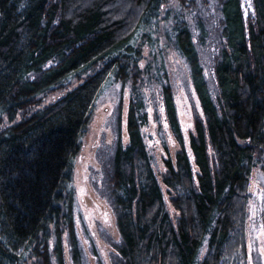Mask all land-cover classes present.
<instances>
[{
  "label": "trees",
  "instance_id": "obj_1",
  "mask_svg": "<svg viewBox=\"0 0 264 264\" xmlns=\"http://www.w3.org/2000/svg\"><path fill=\"white\" fill-rule=\"evenodd\" d=\"M172 1L0 0V264H66L65 235L73 264H86L75 224L74 161L112 80L133 82L128 142L120 113L103 189L120 233L113 264H248V188L264 160V0H252L248 22L241 0H217L216 90L186 19L199 3L177 0L180 9L167 10L203 111L190 134V154L172 88L164 86L181 146L175 161L165 160L162 177L176 217L143 137L148 113L136 87L143 44L161 5ZM205 17H197L202 41L212 12Z\"/></svg>",
  "mask_w": 264,
  "mask_h": 264
},
{
  "label": "rangeland",
  "instance_id": "obj_2",
  "mask_svg": "<svg viewBox=\"0 0 264 264\" xmlns=\"http://www.w3.org/2000/svg\"><path fill=\"white\" fill-rule=\"evenodd\" d=\"M197 2L199 11L194 10L193 14H186V19L191 25L206 77L211 88L216 90L214 62L221 47V24L215 9L217 0H206V5H202V0ZM209 4L212 5V9ZM241 4L245 21L248 22L254 10L252 0H241ZM169 5L174 9H180L177 0L166 6ZM170 7H167V10ZM167 10H162L158 24L151 31L152 37L143 44V55L139 61L140 76L136 87L145 101L148 113V120L142 128L143 137L152 158L154 171L164 190L169 211L173 217H176L178 212L170 203V196L162 177L167 170L165 160L171 157L175 161L176 152L181 146L166 112L164 86L170 85L172 88L185 145L190 154V134L195 131L196 118L202 117L203 111L192 82L189 65L175 48L171 28L172 18L165 19ZM210 12L212 17L206 24L209 35L202 41L197 17L200 15L205 17ZM195 14L197 17L193 16ZM140 34H143V31ZM141 61H144L143 68L140 66ZM132 87V80L125 85L112 80L104 86L88 130L82 138L80 152L74 161L75 224L86 264H113V258L117 253L115 245L120 242L116 215L103 189L106 171L110 167L109 162L118 139L120 113L122 140L124 144L128 142L127 112ZM63 92L65 90L45 97L43 105L56 100ZM161 108L163 111L160 110ZM164 118L167 120V127ZM7 123L6 118L1 126ZM210 153H212L211 149ZM248 189L250 197L246 243L247 253L249 243L252 252L250 258L248 255V264H264V198H262L264 197V160L253 168ZM64 251L66 264H73L67 235L64 236ZM204 251L205 249L203 254Z\"/></svg>",
  "mask_w": 264,
  "mask_h": 264
},
{
  "label": "snow or ice",
  "instance_id": "obj_3",
  "mask_svg": "<svg viewBox=\"0 0 264 264\" xmlns=\"http://www.w3.org/2000/svg\"><path fill=\"white\" fill-rule=\"evenodd\" d=\"M167 7H170V5H169V6L161 5V8H162L164 11L167 10ZM253 11H254V10H253ZM246 15H247V8H246ZM145 55H147V53H145ZM140 66H141L142 68L144 67V61H141V62H140ZM117 87H119V85H117ZM160 110L163 111L162 108H161ZM149 111H151V109H149ZM164 123H165V127H167V120H166V118H164ZM186 131H187V129H186ZM262 198H264V197H262ZM248 255H249V258H250L251 255H252V252H251V243H249Z\"/></svg>",
  "mask_w": 264,
  "mask_h": 264
}]
</instances>
